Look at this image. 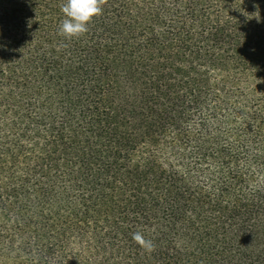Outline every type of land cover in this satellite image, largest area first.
Returning a JSON list of instances; mask_svg holds the SVG:
<instances>
[{"label": "trees", "instance_id": "16d2710c", "mask_svg": "<svg viewBox=\"0 0 264 264\" xmlns=\"http://www.w3.org/2000/svg\"><path fill=\"white\" fill-rule=\"evenodd\" d=\"M65 2L0 0V264H264V0Z\"/></svg>", "mask_w": 264, "mask_h": 264}, {"label": "clouds", "instance_id": "9594fccd", "mask_svg": "<svg viewBox=\"0 0 264 264\" xmlns=\"http://www.w3.org/2000/svg\"><path fill=\"white\" fill-rule=\"evenodd\" d=\"M61 11L65 18L59 25L57 32L65 38L77 36L87 31V24L91 18L100 12L98 0H66ZM133 240L151 251V242L145 241L137 232L133 233Z\"/></svg>", "mask_w": 264, "mask_h": 264}]
</instances>
